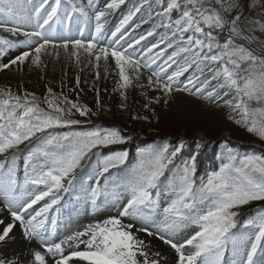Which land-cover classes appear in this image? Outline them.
<instances>
[{"label":"snow or ice","instance_id":"snow-or-ice-1","mask_svg":"<svg viewBox=\"0 0 264 264\" xmlns=\"http://www.w3.org/2000/svg\"><path fill=\"white\" fill-rule=\"evenodd\" d=\"M124 3L0 0V29L23 35L28 46L0 62V72L42 68L45 55L63 53L77 65L87 59L99 79L101 62L114 61L121 108L146 70L140 87L159 95L146 91L145 109L154 113L153 105H168L174 93L185 92L222 104L229 120L264 140V0H142L105 43L108 17ZM145 5L149 19L154 12L160 23L135 36L126 26ZM74 14L85 25L77 28L78 38L62 32ZM15 46L0 41V57ZM77 114L96 113L52 87L43 97L0 87V199L10 217L0 220V242L13 239L17 226L27 241L39 242L27 255L0 252V264H264V155L234 153L225 140L218 170L198 176L196 155L181 157L183 140L130 157L111 147L126 143L119 129H78ZM68 193L93 213L115 211L51 240L45 226L55 232ZM252 203L259 206L242 220L240 210Z\"/></svg>","mask_w":264,"mask_h":264},{"label":"rangeland","instance_id":"rangeland-1","mask_svg":"<svg viewBox=\"0 0 264 264\" xmlns=\"http://www.w3.org/2000/svg\"><path fill=\"white\" fill-rule=\"evenodd\" d=\"M82 2L87 4V0H82ZM106 2L107 0H93V4L97 7H103ZM140 3H142V0H125V3L122 4L120 8L114 10L109 15L106 23L105 43L107 42V39H111V34L107 36L110 30L114 31L115 28L119 26L124 16H126L129 11L134 10V8ZM144 9L140 13H137L132 21H129V25L126 26L129 32L135 36L146 34L148 31L152 30L155 23H160L154 12L151 19H149V16L144 17L145 13L148 14L147 5L144 6ZM158 10L159 9H157V11ZM142 20L147 22L142 23ZM112 21L115 23H113V26H110ZM137 24L139 25L138 28L136 27ZM78 27H85L83 18L79 17L78 14H74V19L71 22V25L67 26L66 22V26L62 29V32L78 38ZM162 32L163 29H157V33ZM84 34L85 36L88 35V29H85ZM157 39H159V35L149 37V41L152 43H155ZM3 40H7L16 46L9 49L5 56L0 57V62H8L10 58L28 48V46L23 43L25 40L23 35H15L0 29V41ZM43 60L45 67L42 68L29 67L26 65L24 66L23 71H17L15 68L11 71H3L5 75L2 73L0 74V82L11 83L17 90L23 88L35 92L37 96L44 95L47 87H52L57 93L62 91L63 94L67 95L72 101L86 104L92 109L93 113H96L95 115L87 117H79L77 114V118L83 121L81 125L99 121L100 113L107 110V112H110V115L114 114L115 116L120 115L119 113L121 112H126V115L132 119L129 121L131 130H134L137 135L143 137L153 138L152 135L156 136V134H158L156 137L160 138L158 141H165V138H170L165 137V135H160L157 133L158 130H162L163 132H165L164 129L174 131L173 134L179 133V131L191 132L190 135H179L177 138L171 139L173 141H176L175 139H190V141H192V139L197 137L200 141L206 143L205 148L208 147L206 154L209 158L214 155V152H211L210 148H214L217 142H219V139H225L229 142L242 145H252L264 149V146L258 143L256 139L245 130V128L235 124L234 121L227 118L228 109L222 104L217 107L215 104L187 95L185 92H176L174 93V99L170 101L168 105H164L163 103L153 105L152 107L155 109L154 113L149 109H145L143 107L146 103L144 93L147 91L148 96L159 95V93L153 92L150 89L140 87L141 84L146 83V76L148 74L146 70L137 85L127 89V108H121L120 105L123 102L122 98L119 91L114 90L117 87L118 80L114 61L110 62L107 66L101 62V67L99 69L100 78L96 79V69L88 63L87 59H85L80 65H77L73 60H69L62 53L59 59L52 55H45ZM106 67L107 70H105ZM77 75L80 77L79 88H76L75 86ZM181 81L186 82L187 78H184ZM74 88L75 91H73ZM95 89L99 90L98 98ZM137 115H147L149 119H134L133 117ZM210 134L214 136H211ZM166 135L173 136L170 133ZM185 136L191 137L187 138ZM141 142L144 143L145 140H141ZM201 151L204 153L206 152L204 149ZM75 197L64 206V209L60 210L58 214L57 228L54 233H52L50 223L46 224L45 227L48 229L50 234L49 238L51 240L58 242L65 236L71 234L72 231L92 223L94 219H102L107 215L113 214L115 211L113 210L112 213L107 211L93 213L90 207L85 208L84 204L77 201ZM251 210L252 209H250V211ZM248 212L249 211L244 212L242 217L244 218L246 214H250ZM9 218V213L4 206L2 199H0V220L7 221ZM11 235L13 236V239L9 240L6 244L0 242V252L7 253L9 256L13 253L24 252V248L21 245L23 242L22 229L19 226L15 227ZM143 238L146 240L150 239L147 237ZM24 241H26L25 238ZM33 242L39 246L38 241ZM157 242L159 241H152L153 245ZM167 249L169 251V256L171 257V251L168 247ZM261 255L262 253L258 252L256 257L257 261H259ZM226 257V259L229 258L227 255Z\"/></svg>","mask_w":264,"mask_h":264},{"label":"trees","instance_id":"trees-1","mask_svg":"<svg viewBox=\"0 0 264 264\" xmlns=\"http://www.w3.org/2000/svg\"><path fill=\"white\" fill-rule=\"evenodd\" d=\"M5 72V71H4ZM4 72H0V74H4ZM1 79V78H0ZM5 85L10 86L13 90H17L16 87H14L11 83L8 82H0V87H3ZM18 87V86H17ZM19 90H23V88H20ZM44 95H40L38 97H43ZM120 115H110V112H107V110H104L100 113V120L96 121L95 123L93 122H89L90 126L89 129H94V128H116L120 130V133L122 136H124L126 138V143L123 145H115L112 146L113 150H126L129 152L130 156H132V154L137 151L138 149L142 148L139 147V145H141V140H145L144 145L149 146L150 145H154L157 139L160 138H156L158 134H156V136H153V138L151 137H143V136H139L136 134V132L134 130H131L130 128V124L129 121H131L132 119L130 117H128L126 115V112H121L119 113ZM78 129H82V128H78ZM84 129V128H83ZM130 129V130H129ZM165 132H163L162 130H158L157 133H159L160 135H165V137H170V138H165V140L168 142V144L172 147H175L178 145L179 143V139H175L176 141H173L171 138H177L179 135L184 136V135H190L191 132H182L179 131V133L173 134L174 131H169L164 129ZM172 134L173 136H167L166 134ZM251 134V133H250ZM211 135V134H210ZM254 139H256V141L258 143H260L261 145L264 146V140H261L260 138H258L256 135L251 134ZM214 136V135H211ZM187 138H190L191 136H185ZM224 141L225 139H219V142H217V144L220 143L223 144V146L221 147V151H225V145H224ZM184 147L183 150L181 152V157H185V158H189L192 155H196L197 157V169H198V173H200L202 170H204V168L206 166H211L210 165V160L209 156L206 154V152L204 153L203 151H201L200 149L205 147V142L204 141H200L199 138H194L192 139V141H190V139H185L184 141ZM157 144V143H156ZM228 148L232 149L233 152H239L242 154L245 153H251L254 152L257 155H264V149L263 148H257L254 147L252 145L249 146H245L239 143H234V142H229L228 141ZM225 153V152H224ZM184 158V159H185ZM212 162H217L216 159H214L213 157V161ZM214 167V166H213ZM259 205H257V203H252L248 206L243 207L240 212H241V216L243 215L244 212L246 211H250V209H256ZM248 212V213H249ZM242 218V217H241Z\"/></svg>","mask_w":264,"mask_h":264},{"label":"bare ground","instance_id":"bare-ground-1","mask_svg":"<svg viewBox=\"0 0 264 264\" xmlns=\"http://www.w3.org/2000/svg\"><path fill=\"white\" fill-rule=\"evenodd\" d=\"M115 21V20H114ZM114 21H112V23H111V25L110 26H113V23H115ZM111 29H112V27H111ZM111 34V30H110V32H109V34L107 35V36H109ZM22 243H21V245L23 246V248H24V253L27 255L28 254V251L30 250V249H33V248H38L39 246L35 243V242H29V241H24V237H22ZM155 246H157V247H159V248H161V249H163L165 252H167L168 254H169V251H168V249H167V246H165V245H163L162 244V242H157L156 244H155Z\"/></svg>","mask_w":264,"mask_h":264}]
</instances>
